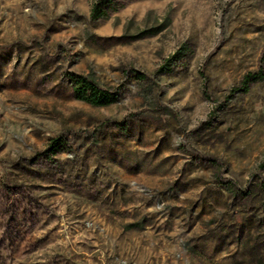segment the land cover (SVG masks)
<instances>
[{
  "label": "rangeland",
  "instance_id": "rangeland-1",
  "mask_svg": "<svg viewBox=\"0 0 264 264\" xmlns=\"http://www.w3.org/2000/svg\"><path fill=\"white\" fill-rule=\"evenodd\" d=\"M94 2L0 0V264H264V0Z\"/></svg>",
  "mask_w": 264,
  "mask_h": 264
},
{
  "label": "trees",
  "instance_id": "trees-1",
  "mask_svg": "<svg viewBox=\"0 0 264 264\" xmlns=\"http://www.w3.org/2000/svg\"><path fill=\"white\" fill-rule=\"evenodd\" d=\"M112 0H95L92 10H91V20L98 21L106 15V11L111 6ZM174 59L171 58L170 61ZM138 76V75H137ZM143 79L141 77H138ZM257 80H262L259 76L247 75L244 78V85H248L250 82H255ZM69 81L72 84L73 97L76 100L83 101L94 108H104L109 107L116 102V93H110L104 89H101L92 80L79 76H69ZM244 87V92L247 91V87ZM57 141H53L49 147L52 153L56 152L58 149ZM220 183L225 184L224 180H220Z\"/></svg>",
  "mask_w": 264,
  "mask_h": 264
}]
</instances>
